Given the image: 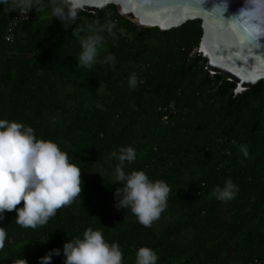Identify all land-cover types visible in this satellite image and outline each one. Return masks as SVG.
Listing matches in <instances>:
<instances>
[{"label": "trees", "instance_id": "trees-1", "mask_svg": "<svg viewBox=\"0 0 264 264\" xmlns=\"http://www.w3.org/2000/svg\"><path fill=\"white\" fill-rule=\"evenodd\" d=\"M6 7L0 6V119L55 142L81 168L82 192L36 229L6 212L0 264H40L52 249L61 255L51 264H63L64 244L89 227L119 245L123 264H135L142 246L157 253V264H264V80L234 95V82L210 78L197 52L198 19L164 31L139 28L108 4L97 14L80 10L65 29L45 7L31 11L7 42L15 11ZM94 21L116 22L117 35L107 37L97 63L83 68L78 36ZM108 54L114 67L99 62ZM133 73L135 89L128 85ZM170 103L175 111L163 112ZM122 146L137 153L126 173L143 170L170 188L151 227L116 207L114 193L123 185L111 153ZM226 180L238 191L222 202L214 192Z\"/></svg>", "mask_w": 264, "mask_h": 264}, {"label": "clouds", "instance_id": "clouds-1", "mask_svg": "<svg viewBox=\"0 0 264 264\" xmlns=\"http://www.w3.org/2000/svg\"><path fill=\"white\" fill-rule=\"evenodd\" d=\"M204 2L201 0L202 4ZM5 5L8 6L5 11H18L24 16L29 11L40 12L48 7L54 20L68 29L79 18L83 0H0V6ZM214 8H222L224 17L228 4L226 0H220ZM261 15H264V0H245L239 14L230 19L239 24L246 18L254 31L245 35L248 40L257 41L264 37V26L253 21L259 20ZM116 27L114 21L104 24L94 21L88 25V34L78 36L81 49L77 57L79 66L91 68L97 63L107 37L116 38ZM99 62L114 67L116 58L108 54ZM137 84V76L133 73L128 85L135 89ZM111 156L118 161L116 182L123 185L114 193L116 207L130 210L141 225L151 227L167 207L169 186L164 181L151 180L143 170L130 173L123 170L126 164L137 158L132 146H122ZM237 191L236 185L226 180L222 188H216L214 195L216 199L227 202L235 197ZM81 192V168L70 163L67 153L55 142L37 138L31 126L0 119V222L5 219L6 212L15 211L17 225L36 229L47 224L59 209L72 204ZM6 239L7 233L0 226V249L4 248ZM62 253L63 264H123L119 245L110 244L101 231L91 227L83 232L82 238L68 240ZM59 255L60 249H52L40 258V264H51L53 256ZM158 259L152 248L142 246L136 251L135 264H157ZM24 264L27 261L24 260Z\"/></svg>", "mask_w": 264, "mask_h": 264}, {"label": "water", "instance_id": "water-1", "mask_svg": "<svg viewBox=\"0 0 264 264\" xmlns=\"http://www.w3.org/2000/svg\"><path fill=\"white\" fill-rule=\"evenodd\" d=\"M220 0H83L81 10L101 13L107 4L139 28L157 27L164 31L198 19L202 34L197 52L205 59L209 77L221 74L235 83L234 95L246 93L264 80V37L245 39L250 25L245 18L239 24L232 19L245 5V0H226L227 11L214 8ZM264 26V15L253 21Z\"/></svg>", "mask_w": 264, "mask_h": 264}, {"label": "built area", "instance_id": "built-area-1", "mask_svg": "<svg viewBox=\"0 0 264 264\" xmlns=\"http://www.w3.org/2000/svg\"><path fill=\"white\" fill-rule=\"evenodd\" d=\"M32 18V13L31 11H29L26 16H24L23 14H21L20 12H16L14 13L13 17L8 21L7 25H6V29H5V33H4V39L7 42H11L14 39V35H15V29L16 27L21 24L22 22H26L31 20ZM161 110L167 111V112H174L175 109L173 107V105L170 103L167 106H164L161 108ZM163 120H165L167 118V114H164L162 116Z\"/></svg>", "mask_w": 264, "mask_h": 264}, {"label": "snow or ice", "instance_id": "snow-or-ice-1", "mask_svg": "<svg viewBox=\"0 0 264 264\" xmlns=\"http://www.w3.org/2000/svg\"><path fill=\"white\" fill-rule=\"evenodd\" d=\"M246 33H248V35H251V33L254 31V29L251 28V26H249L247 29L244 30ZM245 39H247V36H245Z\"/></svg>", "mask_w": 264, "mask_h": 264}, {"label": "bare ground", "instance_id": "bare-ground-1", "mask_svg": "<svg viewBox=\"0 0 264 264\" xmlns=\"http://www.w3.org/2000/svg\"><path fill=\"white\" fill-rule=\"evenodd\" d=\"M106 5H107V4H106ZM106 5H105V6H106Z\"/></svg>", "mask_w": 264, "mask_h": 264}]
</instances>
